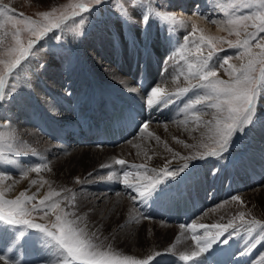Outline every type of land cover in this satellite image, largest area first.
<instances>
[{"label":"bare ground","instance_id":"1","mask_svg":"<svg viewBox=\"0 0 264 264\" xmlns=\"http://www.w3.org/2000/svg\"><path fill=\"white\" fill-rule=\"evenodd\" d=\"M163 1L161 13L167 20L153 11L144 20L133 14H116L112 21H107L104 29L87 38H78L73 47L65 43L62 52L55 53L57 61H53L45 53L48 48H44L36 51L17 70L26 83L19 87L14 85L15 92L19 97L25 96V100L10 104L20 106L18 113L6 109L9 120L0 130V135L5 138L0 141V187L11 200L24 204L29 198H38L40 206L51 210L68 193L78 197L75 189L89 183L84 179L83 164L105 167L111 160L115 164L114 159L119 157L124 166L130 167V173L135 174L136 182L122 181L120 191L117 183L120 178H125L123 174L115 171L104 176L103 180L109 182L105 194L113 197L110 200L106 197L108 201L100 207L75 199L74 202L80 203L79 207H73L71 219L64 220L78 247L88 252L92 260L103 264H176L164 255L173 247L180 251L177 255L188 261L202 259L205 251L222 254L238 244V248L245 250L241 255L243 260L264 264V186L253 191L245 189L252 185V178L255 182L264 172V119H261L264 111L258 106H264V91L257 97L255 111L243 116L240 128L230 137L225 131V119L220 117L221 93L214 87L217 81L208 77L213 71L208 70L209 61L204 54L191 48L193 39L184 37L185 32L199 26L221 35L232 31L228 22L210 18L212 13L215 16L221 11V1L197 0L196 7L193 0ZM179 4L182 7L176 9ZM190 7L192 12H188ZM108 50L116 55L113 60L107 58ZM154 54L161 57L158 69L151 63ZM208 55L212 57L211 53ZM221 59L220 55L219 61ZM234 62L221 64L217 60L218 71L235 75L238 63ZM42 63L47 65L46 68L41 69ZM55 63L65 65L66 82L74 77L79 81V85L74 83L73 91L68 95L62 94L67 85L56 73ZM103 64L108 68H102ZM94 92L97 95H93ZM194 98L205 102L200 111L189 110ZM119 100L130 104L143 100L142 103L148 104L153 120L141 129L146 131H142L144 136L135 137L140 130L129 140L110 146L100 145L92 135L81 132V142L90 143V146L66 155L73 165L66 164L61 168L57 161L59 149H54L60 144L51 142L46 133L57 138L70 135L78 142L72 136L74 129L89 115L93 121L109 116L117 109ZM29 102L36 106L35 116H29L31 111L26 109ZM247 129L252 131L246 134L251 143L247 145L249 150L236 155L232 147L241 144ZM117 146L113 153L112 147ZM214 148L216 150L210 154ZM192 152L199 153L191 155ZM77 159L85 160L80 164ZM18 171L22 178L15 174ZM241 176L247 179L246 184L241 181ZM75 179L78 180L76 184L73 183ZM193 186L201 187L197 192L199 201L203 199L204 189L212 186L218 194L212 189L209 203L212 205L218 200L219 203L198 215L187 227L169 224L164 218L141 217L122 194L124 191L135 192L139 200L151 204L164 192ZM80 191L84 195L91 193L82 188ZM103 194H100L101 198ZM189 197H193V193ZM206 203L207 200L202 201V210ZM55 216L56 213L45 212L40 217L51 221ZM33 227L35 225L19 231L20 236L32 232L35 235ZM235 234L242 237L239 243L237 237L232 238ZM17 239L9 230L0 232V264H13L11 260L17 259ZM191 240L199 241V244L195 246ZM44 243L32 240V245ZM134 244L140 246L139 251L133 250ZM36 247L28 253L29 258L36 256L40 264H64L49 249ZM11 252L13 258L9 260L5 256ZM20 262L16 264H23ZM74 264L83 263L76 261Z\"/></svg>","mask_w":264,"mask_h":264},{"label":"rangeland","instance_id":"2","mask_svg":"<svg viewBox=\"0 0 264 264\" xmlns=\"http://www.w3.org/2000/svg\"><path fill=\"white\" fill-rule=\"evenodd\" d=\"M193 1V6L196 7L195 4L197 0ZM220 1L222 4V9L219 12L220 14L217 13L218 15L216 14L214 16V13H212L210 18H218L228 22L227 24L232 26V31L224 32V34L221 35L216 31H211L208 27L202 28L199 26L185 32L184 37L193 39L191 41V48L202 55L204 54L209 61L208 70L210 69L211 71L212 69L213 71L208 73V77L215 78L217 82L214 84V87L221 93L222 111L220 117L225 119V131H228L227 133L232 137L236 129L240 128L238 126L242 123L243 116H245L246 113H252L253 110L255 111V106H257L256 103L258 101L257 97L264 91V0ZM163 3V0H0V130L5 128L6 122L9 120L6 109L8 110L10 108L16 113L21 111L20 106L10 105L12 102H21L22 99L25 100V96L19 97L15 92L17 89L16 87L26 83V80L21 78L17 70L25 62L30 60L36 51L48 48V51L45 53H48L53 61H57V55L55 53L62 52L63 48L66 47L63 46L65 43L73 47V42L78 38H87L98 30L104 29L107 21L109 19L112 21L116 14H133L138 17L137 19L144 20L148 17L150 11H153L157 13L159 17L161 16L167 20L168 18L166 15L161 13ZM245 3L247 5H244ZM181 7L182 5L179 4L176 6V9ZM206 11L207 10L204 12ZM188 12H192L191 7ZM213 27H216L215 24ZM97 46L99 47V44H97ZM110 52L111 51L108 50L109 56L107 58L113 60L116 55ZM209 53H211L212 57L208 55ZM215 55H217V57L214 59L213 56L215 57ZM220 55L222 59L219 61ZM147 56L145 55L144 58H147ZM121 57L122 56H120V58ZM141 57L143 59V56ZM160 60L161 57L159 55H152L151 63L153 66H157L155 69H158ZM217 60L219 63L222 62L221 64L236 61L238 66L235 75L229 76L225 71H218L219 65L217 64ZM122 61L121 59V65ZM55 64L56 73L64 78V83L67 85L66 88L63 89L64 92L62 94L68 95L70 91H73L74 83L79 85V81L74 77L66 82V72L63 68L65 65L61 63ZM42 65L41 69L47 66L43 63ZM49 66H51V63ZM125 66H127L126 63ZM101 67L107 69L108 65L103 64ZM156 71V73L159 72V70ZM43 86L45 89L48 87L46 83ZM68 86L70 87L67 88ZM77 91L78 90H76V92ZM50 92L54 93L52 90ZM94 94L97 95L96 92H94L93 95ZM141 102H143V100H141ZM203 104L205 105V102L201 103L199 99L194 98L191 103L192 107L189 110L200 111ZM258 106L262 108L260 111H264V106L261 104ZM35 108L36 106L34 104L30 102L27 104V111H31L29 116L36 115L33 113V111H36ZM261 119H264V112L261 115ZM142 131L144 132L145 130H141L139 135L134 136L136 138L138 137V139L142 138L144 136ZM230 131L232 134H230ZM247 132L250 133L252 131L247 129L241 144L239 143L232 147V150L236 151V155H243L249 150L247 145L251 143L246 137ZM65 136L67 135L57 138L55 136L51 137L49 133H46V137L50 138L51 142L57 145L60 144L58 147H54V149H59L58 158L60 159L57 161L61 163V168L66 164H68V166L70 164L71 166L73 165V162H70V160L67 161L66 155L68 156L73 154V152H79L84 147L90 146V143L72 140L70 135L67 136L69 143H66ZM4 139V136L0 135V141ZM116 148H118V146L112 147L113 153L117 151ZM214 150H216V148L209 153H214ZM198 153L199 152H192L191 155H196ZM77 160L80 164H83L85 159H82L83 161ZM114 161L115 163L116 161L122 162L119 157L115 158ZM110 163V165L105 167L96 166L94 163L83 164L82 171L85 172L84 179L85 181L89 180V183H83L80 187L75 189L78 197L76 194L68 193L61 197L62 200H60L59 204L52 206L51 210L50 208H43L40 206L38 198H29L26 200L27 202L25 201L22 205L18 200L9 199L4 193V190L0 187V232L3 233V230L8 232L9 230L13 237L17 236L18 238L17 248L19 250V255L17 259L11 260V263L16 264V262L21 261L20 263L23 264H40L37 262L36 256L33 258L28 257V253L37 245L38 247H36V249L40 248V246L49 249L52 251V254L55 253L56 257L62 260L64 264H74L76 261L83 264H103L92 260L88 252L78 247V244L72 238L73 234L68 230L70 226L64 220L67 218L70 220L71 216H73V207H79L78 205L80 203L77 201L74 202L75 199H80L82 200L81 202L88 201L91 205L100 207L101 204L113 197H107L105 194L109 182L103 180L104 176L106 177V175L115 172L113 160H111ZM53 164H56V161ZM260 165L262 166V164ZM260 165L259 167H261ZM57 170L56 168V171ZM60 170H64V168ZM116 173L118 172L116 171ZM15 174L20 178L23 177L19 171ZM134 175L135 174L129 171L125 173V178L123 179L132 184L136 182L134 180L137 179ZM259 177V180L255 182H253L255 179L252 178V185L249 188L245 187V189L253 191L262 188L264 186V172L261 173ZM240 179L246 184L247 179L245 176H241ZM76 182H78L77 179H75L73 183L76 184ZM81 188L86 191L91 190V193L84 195V193L80 191ZM199 188H196L197 191L201 190V187ZM209 191H212V186L209 188ZM242 191H244V189ZM100 194H103L102 198ZM113 194L115 193L113 192ZM122 194L126 199L131 201L134 208L137 210L135 205L136 193L124 191ZM208 195L209 194H207L206 197ZM218 203L219 200L212 205ZM212 205L209 202L208 204L206 203V208H204L202 212L205 213L207 210L211 209L213 207ZM45 212H50L51 214L56 213V216L51 219V221H46L40 217L41 214ZM202 212L201 214H203ZM34 225L35 235H32V233L34 234V232H32L31 234L28 233L27 235L20 236L21 234L19 231L21 232L24 229L28 230ZM174 225L178 226L176 224ZM32 240L38 243H40V241L46 243H44V245H32ZM191 243L195 246L197 245L194 240H191ZM50 244L53 245L50 246ZM139 248L140 246L138 244H134V251H139ZM21 249L23 253L25 252L24 254ZM152 250H154L153 247ZM11 253L5 256L9 260L13 258V252ZM176 253H180V251L173 247L169 249L168 252H165L164 255L171 258L170 262H174L173 260H175L176 256L183 258Z\"/></svg>","mask_w":264,"mask_h":264}]
</instances>
